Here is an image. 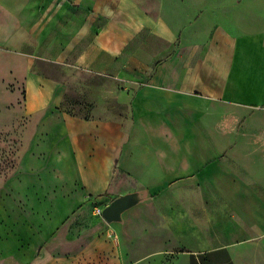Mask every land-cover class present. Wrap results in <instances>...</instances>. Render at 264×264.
<instances>
[{
  "label": "crops",
  "instance_id": "1",
  "mask_svg": "<svg viewBox=\"0 0 264 264\" xmlns=\"http://www.w3.org/2000/svg\"><path fill=\"white\" fill-rule=\"evenodd\" d=\"M6 36L43 65L20 70L30 112L70 89L41 84L52 59L107 76L106 114L61 113L59 145L84 194H139L112 224L128 264H258L264 238L233 230L264 235V0H0Z\"/></svg>",
  "mask_w": 264,
  "mask_h": 264
},
{
  "label": "rangeland",
  "instance_id": "2",
  "mask_svg": "<svg viewBox=\"0 0 264 264\" xmlns=\"http://www.w3.org/2000/svg\"><path fill=\"white\" fill-rule=\"evenodd\" d=\"M4 39L0 41V264H128L129 252L122 250L125 243L119 236H113L116 230L112 224L122 222V218L109 222L97 213L98 208L103 209L111 202V193L84 194L70 155L65 159L64 148L59 145L63 132L61 113L86 117L106 114V92L101 88H106L107 76L80 73L66 76L64 65L52 59L50 68H44L50 74L42 76L45 82L41 84L50 86L55 94L67 84L70 89L60 105L30 112L26 105V74L20 72L34 65L28 60L30 52L13 49L10 36ZM137 47L136 42L133 49ZM13 59L22 66L18 72L11 64ZM67 63H73L72 58ZM34 66L41 67L40 70L43 67L42 63ZM91 82L98 83L99 98L92 99L91 90L85 88ZM111 111L122 113V105L112 102ZM210 221L212 235L219 231L220 220ZM108 231L113 238L107 237ZM233 231L236 239L264 238L263 234ZM104 233L103 248H91L95 238ZM164 255L167 257L169 253ZM130 264H169V261L151 257L142 262L131 259ZM258 264H264V251L260 252Z\"/></svg>",
  "mask_w": 264,
  "mask_h": 264
},
{
  "label": "water",
  "instance_id": "3",
  "mask_svg": "<svg viewBox=\"0 0 264 264\" xmlns=\"http://www.w3.org/2000/svg\"><path fill=\"white\" fill-rule=\"evenodd\" d=\"M138 200L137 192L122 194L111 200V202L102 209V215L109 222L120 220L122 218V212L135 205Z\"/></svg>",
  "mask_w": 264,
  "mask_h": 264
},
{
  "label": "built area",
  "instance_id": "4",
  "mask_svg": "<svg viewBox=\"0 0 264 264\" xmlns=\"http://www.w3.org/2000/svg\"><path fill=\"white\" fill-rule=\"evenodd\" d=\"M97 213H98V214H102V208H98V209H97Z\"/></svg>",
  "mask_w": 264,
  "mask_h": 264
}]
</instances>
